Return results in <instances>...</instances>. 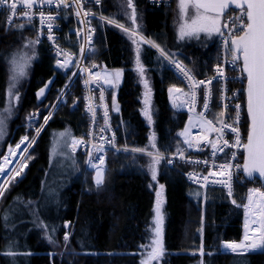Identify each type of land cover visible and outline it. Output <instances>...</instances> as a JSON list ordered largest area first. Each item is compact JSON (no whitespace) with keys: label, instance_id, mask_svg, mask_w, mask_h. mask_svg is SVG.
Returning a JSON list of instances; mask_svg holds the SVG:
<instances>
[{"label":"trees","instance_id":"trees-1","mask_svg":"<svg viewBox=\"0 0 264 264\" xmlns=\"http://www.w3.org/2000/svg\"><path fill=\"white\" fill-rule=\"evenodd\" d=\"M112 2L103 0L95 7L96 12L105 18L113 17ZM134 4L144 11L145 34L162 46L170 39L172 15L167 9L171 6L150 7L145 0H134ZM62 21L66 26L71 24L70 18ZM107 21L95 19V39L88 57L103 70L121 71L116 89L107 88L111 123L120 148L108 152L104 182L97 187L93 170L84 167V155L69 147L71 140L79 136L87 124L82 113L81 89L76 81L66 103L53 108L51 118L35 137L25 171L0 197V264H138L139 249L147 237L155 202V191L150 185L156 181L164 186L166 214L165 253L160 264H201L198 252L201 237L204 264H264V251L243 254L217 251L223 242L238 240L241 230L242 240L246 219H255L252 213L244 212V205L249 203L250 190L246 201L245 198L251 181L235 185L231 200L222 188L204 190L190 183L185 177L188 167L169 165L166 159L157 166V180L153 181L141 158L135 152L124 150L144 148L150 138V129L158 151L169 153L184 148L181 131L188 114L170 102L168 88L179 86L183 81L171 71L166 58L155 47L140 43L137 52L146 75L142 79L130 60L131 50L124 33ZM21 24L26 25L23 30H20ZM24 38H33L32 24L6 27L0 13V103L6 97L8 80L4 57ZM215 47L216 41L200 50L187 46L173 53L168 47L163 48L167 53H178L174 57L181 58L194 75L202 79L211 74ZM70 71V68L55 67L48 48L44 44L36 45L35 59L21 89L20 115L11 124L19 123L29 110L30 113L39 110L40 121L53 105ZM146 79L153 104L151 124L144 116L141 102V81ZM49 80L54 82L45 98L38 100V90ZM113 97L118 111L113 110ZM24 130L23 125L17 126L10 141L16 142ZM62 132L67 135L59 136ZM258 199L253 193V201ZM243 203L242 216L240 205ZM255 210L253 204L252 211ZM40 222L47 226L48 235L55 243L46 237L44 228L37 226ZM66 222L70 228L65 227ZM65 232L70 233L67 244ZM240 240L237 243L244 239ZM209 252L214 254L208 255Z\"/></svg>","mask_w":264,"mask_h":264},{"label":"snow or ice","instance_id":"snow-or-ice-1","mask_svg":"<svg viewBox=\"0 0 264 264\" xmlns=\"http://www.w3.org/2000/svg\"><path fill=\"white\" fill-rule=\"evenodd\" d=\"M71 2H75L78 8H81V0H39V5H37V0H0V6H7L10 8L11 14L8 18L9 26H12V23L15 19H17V9L23 6L26 10L23 13L20 19H26L29 22L33 19V15L31 10L37 6L43 7L44 5H55V7H69ZM86 2H91V0H86ZM96 4H100L101 0H95ZM127 9H131L130 18L133 24L136 23L137 20V9L134 4V0H126ZM197 9L198 18L193 19L190 24H185L181 26V39L185 36L193 37L195 36L197 39L199 38V33L204 32L207 34L218 33L221 36L225 37L224 39V46L232 53V60L231 64L233 65V69L235 70L238 67V62L242 60V68L240 71L242 73H246L247 78V112L250 119V125L247 135V143L241 145V137L239 135L238 126L235 124L229 125L226 120L223 118L225 117V111H221L219 114V119L215 121H205L211 129V131H219L221 133L219 139L224 140L223 131L225 129H230L232 133L236 134L235 144L230 145L227 140H224L223 145L219 146L215 141H208L211 144L213 149V156H215L218 152H224V149L227 147H234V146H242L246 152L245 158V166L244 172L251 176L254 172L258 173L260 177L264 178V0H208L207 3H195L193 5ZM240 10V15L231 18V28L228 27L226 23L223 27L227 28V35L225 32L222 31V28L219 26V19L220 16L226 13L230 7H233ZM203 8L207 13H214L215 15L212 16H200L199 10ZM82 10V8H81ZM180 11L182 14L187 13V5L185 4V0H180ZM77 15H80V11H77ZM86 16H90L95 18L93 13L86 12ZM125 15H128L125 12ZM39 17L41 20L42 28L47 26L49 35V40H54V37L51 35L53 30V25L50 23L53 19V16H45L44 12H39ZM101 20H105V17L102 15L100 17ZM198 19L204 22L198 23ZM108 23L116 24L114 19H109ZM238 22V23H237ZM26 25L21 24L20 30ZM117 27L128 31L129 29L125 27L123 24H116ZM93 30H88L89 39L91 38V32ZM242 33V34H241ZM79 35V33H77ZM141 41L151 45L152 47L159 48V45L156 44L151 39H145L141 37ZM40 43V38L37 36L34 40H29L24 45L25 48L30 49L31 55H17L14 54L13 57L9 60L10 64V76H9V87H8V97H9V106L5 108L3 111L5 113L11 114L13 110V100H19V93L17 89V83L19 79L26 75L25 68L26 66H30V61L35 59L36 56V45ZM133 43H137L136 40H133ZM56 55L57 57L63 55L65 57L64 60L57 59L56 67L61 69H69L70 65L74 63L70 54L68 52L63 51L58 46H56ZM82 51H84L82 46ZM162 56H175L179 55L178 53H166L164 49H160ZM137 62L139 63V55L137 56ZM171 63L175 64V67L179 69V72L187 78L189 81H192L190 84V92L185 93L183 89L176 88L172 86L168 89L169 93H176V94H183L188 97V101L190 106L194 107L196 102V90L200 88V86L204 87V109L207 111L209 109V102L212 96V85L214 82H219L221 79H227L225 76V68L223 65H217L215 67L216 75L213 76L211 79L208 80H196L195 76L192 74L190 69H187L181 63H179L176 59H172ZM79 64V62H75ZM95 67V66H94ZM78 71H90L89 69H80ZM139 72L141 74V78L144 77V70L142 67L139 68ZM76 73H73L75 76ZM98 75V74H97ZM110 79H108V83L111 84L112 80L119 82L121 73L119 71L115 72L114 74H109ZM69 84L65 85L64 89H62L61 97H58L57 103L52 107H59L60 103L62 102V97L64 94L67 93V89L70 87L72 76L68 77ZM54 81L49 80L41 87L37 92V99L42 100L45 98L47 90L50 88L51 84ZM89 81L85 80V84H88ZM145 88H148L147 80L144 81ZM103 100V94L101 95V101ZM113 110L118 111V107L115 105V97H113ZM174 107L180 108L183 107L181 105H173ZM73 107H76L73 104ZM241 105L236 104V119L239 120ZM224 108L227 109L228 105L225 104ZM89 111H92L91 107ZM200 117H203L204 113L199 114ZM105 122L107 124L108 113L105 111ZM144 116L148 119L149 123L152 121L153 113L150 111L148 107L147 100L145 101V108H144ZM39 118V110L35 113H30L27 119L30 123L38 122ZM51 118V112L49 115L44 116V123L47 124L48 120ZM7 116L0 118V136L3 135L4 125ZM214 123H220L223 125L222 128L217 129L212 127ZM44 125H41L39 128L36 129L37 135H39L40 131L43 129ZM105 129H101V132H104ZM187 131V129L185 130ZM66 132L59 133V136L64 137L66 136ZM184 135V133H181ZM101 140L104 143L100 144L98 147L95 148V152L89 153V159L86 161L87 165L92 169H95V176L94 182L97 187H100L104 182V163L105 158L102 154L105 149V144H111L113 148L116 147L115 144V137L113 136L110 140H104V137L101 136ZM201 139H206L205 137H201ZM82 141H76L73 139L72 144L75 146L77 143H81ZM35 143V137L31 139L29 136L25 135L21 138L20 142L15 145V148L9 146L8 149V156L4 157V161L8 165H12L5 169L4 167L0 166V179L4 176L11 173L10 180H15L17 177L21 176L24 169L27 167V159L31 157L26 155L28 150L31 148L32 144ZM184 143L191 148L192 142L189 141L187 138L184 140ZM152 148H156L155 138L153 137V142L151 144ZM128 151L127 148L124 149ZM132 152H144V149H131ZM177 153L179 158L184 159V153L179 148L177 149ZM147 155L151 157V162L148 166L149 171L151 172V178L153 181L157 180V166L160 165L161 161L165 159V157L161 154L160 151H156L155 153L148 151ZM12 157L13 159H9L8 157ZM235 156V153H233ZM23 157V159H21ZM169 164H172V160H168ZM199 163V161H197ZM207 164V161H204ZM231 165L224 164L220 166L218 171H209L207 176L199 177L197 175L190 176V179L193 182H199L201 179L204 181L201 184V187H205L209 183L213 184H222L224 187L228 189V195H232V186H231V172H230ZM228 169L229 171H225ZM221 176L224 177L227 175L228 179L224 180H210L211 177L214 176ZM152 187V185H150ZM7 185L0 184V197H3L6 191ZM164 186L160 185V191H157V202L155 208V238L152 240V250L149 253V260L156 259L158 260L160 256L164 254V248L162 244V233H161V225L163 223V215L161 212V205L162 200L160 199ZM253 193L259 198L256 201H253ZM249 203L244 205L246 214L252 213L255 216V219L249 221L246 219L245 222V237L244 241L240 243L236 242H223L220 249L217 251H231L237 254H243L248 251H264V192H260L258 190H250L249 194ZM234 204L236 203L235 200L232 201ZM253 204L255 205V212L252 211ZM38 227H42L45 229V235L49 239L51 243H55V240L52 239L47 232V226L40 222ZM66 228H70V224H65ZM200 232H203V219L200 228ZM249 232L252 235H249ZM70 239V233L65 232L64 241L67 244ZM199 255L201 257V264H204V240L201 237V245L198 249ZM12 255L13 253H9ZM213 252H209L208 255H213Z\"/></svg>","mask_w":264,"mask_h":264},{"label":"built area","instance_id":"built-area-1","mask_svg":"<svg viewBox=\"0 0 264 264\" xmlns=\"http://www.w3.org/2000/svg\"><path fill=\"white\" fill-rule=\"evenodd\" d=\"M102 1L103 0H101V3ZM173 1L174 0H145V4L155 8L169 7L173 4ZM101 3L96 4L95 0H91V2L81 0L82 10L81 8L77 7L75 2H71L69 7L57 8L55 7V5H44L43 7L37 6L31 10L33 19L30 22L26 19L22 20L19 18L23 16L24 11L26 10L23 6H21L17 9V19H15L12 23V25L17 23L32 24L33 39L39 36V44H44L53 54L55 67L57 59H65L63 55L57 57L56 46H58L63 51L68 52L72 60L74 61V63H72L69 67L71 69L69 76H72L71 84L70 87L67 89V93L63 95L61 103H65L67 100V96L73 93V85L77 81L81 89L82 113L86 117L87 124L86 127L83 129L82 133L75 138L76 141L82 142L77 143L75 146H73L71 142L70 146L73 150L81 151L85 155V165L87 167H89L86 163V161L89 159V153L95 152V148L98 147L100 144L104 143V141L100 139L101 136L104 137V140H110L113 136L115 137L116 147L113 148L111 144H105L106 150L103 153H99L104 156L105 163L108 152L110 150L119 149L116 141V134L112 127L110 110L108 107L107 76L104 74L102 69L90 57H88V50L93 45L95 39V18L102 16L96 12L95 7L101 5ZM37 5H39V0H37ZM65 9H67L66 12L63 11ZM41 11L44 12L45 16L50 15L55 18L50 21V23L53 25L51 35L54 37V40L48 39L49 31L46 24L42 28L41 20L39 17V12ZM77 11H80L79 16L77 15ZM86 12L93 13L95 18L86 16ZM0 13L2 14L4 24L9 26L8 18L11 14L10 8L7 6H0ZM239 15V9L229 10L223 17V26L227 23L228 27L231 28V18ZM66 17L71 19V24L67 26L62 21V19ZM223 26L222 31H224L225 35H227L228 29L224 28ZM89 29L93 30L91 32L90 39L88 36ZM77 33H79V35H77ZM224 39L225 37L221 36L220 34L217 37L216 57L211 67V75L204 79H197L195 77L196 80H208L216 75L215 67L218 64L223 65L225 68V76L227 77V79H221L219 82H214L212 85V96L209 102V109L207 111L204 109L203 86H200V88L196 90V102L194 107L190 106V103L187 102L188 98L186 101V111L195 117L193 124L189 129L186 137L189 141L192 142L193 146L189 148L186 144V148L181 149V151H183L184 153V159L179 158L177 150L161 154L165 157L167 163L168 160L173 161L172 164L168 163L169 165H187L189 169L186 171L185 176L188 181L197 185L203 184L204 181L201 179L199 182H193V180L190 179V176H207L209 174V171H218L221 165L230 164V172L232 176L230 183L232 186L233 193L234 186L236 184H241L244 180L242 176L244 148L242 146L227 147L224 149V152H218L215 156H213V149L211 147V144L208 143V141H215L219 146H222L224 140H227L230 145H234L236 134L232 133L230 129H225L222 133L224 140H221L219 139L221 133L219 131H211L209 125L205 123V121H214L209 115V113L210 111H212V98L215 94L217 96V101H215V103L219 108V114L222 110L225 111V117L223 119L226 120L229 125L235 124L236 126H238L239 135L241 137V145L245 144L246 132L242 128V124H244L245 122V77L244 74L240 71V61L238 62V67H236L235 70L233 69V65L231 64L232 53L225 48ZM82 46L84 51H82ZM172 59L173 58H168L170 68L185 81L187 86V93L190 92L189 86L192 81H189L179 72V69L175 67V64L170 62ZM176 60L183 66H185L179 59ZM75 62H79V64ZM78 68L89 69L90 71H78ZM73 73H76V75L73 76ZM85 80L89 81V83L85 84ZM67 84H69L68 78L60 89L53 105L57 103L58 97H61L62 95L61 90L64 89L65 85ZM102 94L103 100L101 101ZM225 104L228 105L227 109L224 108ZM236 104H240L242 106L238 121L236 119ZM90 107L92 111H89ZM105 111H107L108 113L107 124L105 122L104 116ZM200 113H204L203 117H200ZM212 127L220 129L223 127V125L220 123H214ZM102 128L105 129L104 132H101ZM201 137H205L206 139L202 140ZM233 153H235V156H233ZM197 161H199V163H197ZM204 161H207V164H205ZM105 163L103 167H105ZM225 171L227 172L229 170L225 169ZM221 179L227 180L228 177L227 175L224 177L217 175L210 178V180ZM209 186L223 188L225 193L228 195V189L222 184L209 183L204 188ZM231 196H229V198H231Z\"/></svg>","mask_w":264,"mask_h":264},{"label":"rangeland","instance_id":"rangeland-1","mask_svg":"<svg viewBox=\"0 0 264 264\" xmlns=\"http://www.w3.org/2000/svg\"><path fill=\"white\" fill-rule=\"evenodd\" d=\"M112 3H113V7H114V10L112 12L113 17H111V18L106 17L105 19L106 20L114 19L116 21V24H123V25H125L126 28L129 29L128 31H125L119 27L122 30V32L124 33L125 38L128 41L127 42L128 48L131 50L130 60L137 67L135 69L137 75L141 76V74L139 72V68L141 66L140 59H139V63L137 62L138 47H139V44L142 43L141 37H144L145 39H151V37H149L145 34L147 27L145 24V20H143L145 17L144 11L140 10L137 7V5L135 4V7L137 9V20H136V23L133 24V22L130 18L131 9H127L126 0H113ZM185 4L187 5V13L186 14H182L180 11V0H174L171 7H169V9H167L171 12V15H172L171 16V20H172L171 29H170V33H169L170 39H167L165 41L166 43H163V45L159 46V48L155 47L159 53H161L160 49H164L163 47H165V48L168 47L170 49V51H173V53H175V50H179L181 47L184 48L187 46H191L192 48L195 47V50H200V49H203V47L206 44L209 45L210 43L216 41L217 36L219 35L218 33L207 34L204 32L199 33L198 39L195 36H193V37L185 36L183 39H181V26L185 25V24H190L193 19L198 18L197 9L193 6L191 1L185 0ZM125 12H127L128 15H125ZM199 14L201 17L205 16V15H207V16L213 15V14L203 12L201 10H199ZM223 17H224V15L220 16V19H219V26L221 28L223 26V21H224ZM96 19H100V17H98ZM202 22H204V21L198 19V23H202ZM116 24H114V25H116ZM29 40H34V39L33 38L32 39L24 38L23 42L20 43L19 45L14 44L12 51L4 57V59L6 61L7 70H8V80H7L6 97H5L4 101L0 103V118L7 116V119L5 121L3 135L0 136V166H1V162H2L1 160L3 159V157L8 156L9 146L15 148V145L18 144L20 142L21 138L24 137L25 135L29 136L30 139L32 137H35V135L37 136L36 129L39 128L41 125H44V117L40 121L38 118V122H32V123L29 122L27 117L30 114V110L28 112L24 113V115H23V117H21V121L19 123H16V125H14V126L11 124L12 120L19 117V115H20V104H21L20 98L18 101L13 100V110H12L11 114L5 113L3 111L5 108H7L9 106V97H8L9 76H10L9 60L13 57L14 54L21 55V56L31 55L30 49L24 47V45ZM133 40H136L137 43H133ZM167 57H170V56H167ZM33 60L30 61V66H26V68H25L26 75L21 77L19 79V82L17 83V89H18L19 97L21 96L22 85L25 83L27 76L29 75L30 67L33 63ZM117 71H119L121 73V71L119 69L104 70V73L107 76V79H110L109 74H114ZM143 78H146L145 74H144ZM120 79H121V76H120ZM120 79H119V82H120ZM119 82L112 80L111 84L108 83V87L111 88L112 90H114L118 86ZM147 83H148V88L146 89L145 83L141 81V85H142L141 102L143 104V107L145 108V101L147 100L148 107H149L150 111L152 112L153 111V107H152L153 104H152V100H151L150 84L148 81H147ZM182 83H180L179 86H177V85H174V86L177 88L183 89L184 92L186 93V86ZM174 95H175L174 96L175 100L178 97V101H176V104L177 105L183 104V107H180V108H185L184 100L186 101V99L188 97H186L183 94L174 93ZM212 100H213L212 101V111H210L209 115L215 121L219 118V108H218L217 104L215 103V101H217V96L215 94H214V97L212 98ZM175 108L178 109L177 107H175ZM143 113H144V111H143ZM47 115H49V111L47 112V114L45 116H47ZM146 120H147L148 124H151L153 122V116H152L151 123H149L147 118H146ZM192 123H193V118L191 115H189L188 119L186 121V124H185L183 130L181 131V133H184V135H181V139H182L183 143L185 140V136H186L190 126L192 125ZM20 125H23L25 127L24 133L19 137L18 140H16V142H11L10 140H11L12 132L16 129L17 126H20ZM245 126L246 125L244 122V124H242L243 130H245ZM186 129H187V131H185ZM149 137L150 138H149L147 145H145L144 148H141V149H144L145 151L144 152H135L138 155V157L141 158V161L144 162L143 166L146 167V169L148 171H149L148 166L151 162V157H149L147 155V152L151 151V152L155 153L156 151H158L157 149L151 147V144L153 142V135H152L151 129H150V136ZM182 148H179V149H182ZM29 150H28V153H26V155H28V156H29ZM128 151H131V149H128ZM21 159H23V157H21ZM28 160L29 159H27L26 163L28 162ZM11 166L12 165H8L7 168L11 167ZM24 171H25V169H24ZM94 176H95V172L93 171V180H94ZM10 177H11V173L4 176L2 179H0V184H6L8 187L11 182L15 181L18 178L17 177L15 180L8 183V181L10 180ZM251 182H252V185L248 188V193H249V190H251V189L258 190L260 192H264V186L261 185L258 181H251ZM152 188L155 191V202H154V205L152 208V214H151L150 222L148 225L147 237H146L145 241L141 244L140 249H139V263L138 264H160V261H161L162 257L164 256V254H163L162 256L159 257L158 260H156V259L149 260L148 259L149 253L152 250V240L155 238L154 228H155V219H156L155 208H156V202H157L156 193H157V191H160V185L158 184L157 181L152 183ZM160 199L162 200L161 212L163 215V223L161 225V233H162V244H163V227H164V221H165V215H166L165 210H164L163 193L161 194ZM245 201H246V199H245ZM245 201H244V203H245ZM244 203L242 205H244ZM241 209H242V216H243V207H241ZM66 223L69 224V222H66ZM243 239H244V235H243L242 240ZM163 248H164V246H163Z\"/></svg>","mask_w":264,"mask_h":264},{"label":"water","instance_id":"water-1","mask_svg":"<svg viewBox=\"0 0 264 264\" xmlns=\"http://www.w3.org/2000/svg\"><path fill=\"white\" fill-rule=\"evenodd\" d=\"M191 3L194 5L195 3H207L208 0H190ZM231 8H234L233 7H230ZM236 9V8H234ZM201 11L205 12V10L203 8L200 9ZM207 13V12H206ZM209 14H213L215 15L214 13H209ZM242 34V33H241ZM242 62V60H241ZM245 76H246V73H244ZM172 87V86H171ZM170 88V87H169ZM168 88V89H169ZM246 89H247V78H246V83H245V113H246V118H247V131H246V142L247 143V135H248V130H249V125H250V119H249V116H248V112H247V92H246ZM174 95V93H169V97L172 99V96ZM246 152L244 150V156H243V176L246 180L248 181H258L261 185L264 186V178L260 177L258 173H253L251 176H248L245 172H244V166H245V158H246ZM242 205V204H241ZM240 207H243V205ZM241 236H242V230H241V234H240V238L238 240H235V241H239L241 239Z\"/></svg>","mask_w":264,"mask_h":264},{"label":"bare ground","instance_id":"bare-ground-1","mask_svg":"<svg viewBox=\"0 0 264 264\" xmlns=\"http://www.w3.org/2000/svg\"><path fill=\"white\" fill-rule=\"evenodd\" d=\"M49 50V49H48ZM83 131V130H82ZM9 159H12L11 157H9ZM2 162H1V166L2 167H4L5 169L7 168V166H8V164H6L5 163V161H4V157H3V159L1 160ZM247 195H248V191H247ZM247 197V196H246ZM246 200H247V198H246ZM246 203V202H245ZM244 212H245V209H244ZM244 219V218H243ZM243 228H244V226H243ZM243 234H244V231H243Z\"/></svg>","mask_w":264,"mask_h":264},{"label":"crops","instance_id":"crops-1","mask_svg":"<svg viewBox=\"0 0 264 264\" xmlns=\"http://www.w3.org/2000/svg\"><path fill=\"white\" fill-rule=\"evenodd\" d=\"M243 235H244V234H243ZM240 241H241V240H240ZM226 242H236V243H237V242H239V241H226ZM229 251H230V250H229Z\"/></svg>","mask_w":264,"mask_h":264}]
</instances>
